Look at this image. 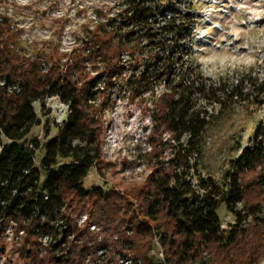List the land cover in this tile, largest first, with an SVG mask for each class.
<instances>
[{
  "label": "trees",
  "instance_id": "trees-1",
  "mask_svg": "<svg viewBox=\"0 0 264 264\" xmlns=\"http://www.w3.org/2000/svg\"><path fill=\"white\" fill-rule=\"evenodd\" d=\"M119 4L114 12L95 4L79 9L90 8L102 20L82 24L85 39L68 50H61L54 36L29 48L21 39L22 28L0 16V255L2 236L11 226L21 264H124L126 258L133 264H194L204 258L211 264L260 262V142L253 138V145L240 152L222 183L196 173V164L215 109L264 103V64L207 76L193 60L181 59L182 42L189 40L194 23L189 5L179 10L174 0ZM55 22L52 34L59 36L64 23ZM122 53L128 54L130 69L142 64L127 77L128 100L164 83L153 100L145 154L150 170L142 181L120 190L85 187L90 167L104 162V123L97 106L105 104L115 77L125 71ZM97 60L102 68L90 74L87 64ZM102 77V99L91 98ZM51 96H58L69 113L57 123L56 135L45 142L37 162L39 138L26 136L40 124L33 103ZM165 147L173 151L167 160ZM220 203L235 217L225 234L217 216ZM82 215L86 218L78 223ZM155 240L162 248L159 260L149 255Z\"/></svg>",
  "mask_w": 264,
  "mask_h": 264
},
{
  "label": "rangeland",
  "instance_id": "rangeland-1",
  "mask_svg": "<svg viewBox=\"0 0 264 264\" xmlns=\"http://www.w3.org/2000/svg\"><path fill=\"white\" fill-rule=\"evenodd\" d=\"M174 1L179 10H183L186 5L193 9L194 23L188 32L189 40L182 42L183 63L188 58L193 60L202 72L212 78L232 70L241 72L264 64V0ZM92 4L111 8L112 12L120 7L119 0H0V16L10 18L15 26L22 28L21 39L29 48L40 45L52 36L55 40L59 38L60 48H69L73 34L81 37L83 32L80 26L93 19L90 8L83 11L79 9ZM57 19L64 23L59 36L52 34ZM141 65H134L131 70L137 72ZM130 73L125 70L121 76H116L113 83L115 87L111 89L108 100L104 105L99 103L97 106L104 123V162L99 167H90L83 179L85 187L96 184L103 188L116 186L120 190L124 186L137 184L149 173L145 154L150 149L149 132L152 130L155 107L153 100L160 87L157 86L152 93L140 95V92L135 100L130 101V87L126 83ZM102 94L98 98L102 99ZM33 106L40 124L31 128L26 139L39 138L40 146L34 154L38 162L43 155V145L56 135L57 123L65 120L69 109L58 96L35 101ZM208 121L196 164V173L202 177H212L222 183L234 159L245 147L253 145V138L260 142L264 158V103L234 104L220 112L215 109ZM163 137L168 138V134ZM2 141L6 142V139ZM172 152L171 148L165 147L164 160L170 158ZM195 179L196 175H193V182ZM236 206L241 208L240 204ZM217 216L225 234L235 223V217L225 203H220ZM257 216L264 219V209ZM2 241L5 250L0 255V264H21L16 250L19 242L17 236L13 238L11 226L6 228ZM153 246L149 255L155 260L162 259L159 241L155 240ZM194 264L211 262L204 258ZM255 264H264V258Z\"/></svg>",
  "mask_w": 264,
  "mask_h": 264
},
{
  "label": "built area",
  "instance_id": "built-area-1",
  "mask_svg": "<svg viewBox=\"0 0 264 264\" xmlns=\"http://www.w3.org/2000/svg\"><path fill=\"white\" fill-rule=\"evenodd\" d=\"M92 16H93V19L94 20H96V21H101L102 19L101 18H99L98 16H96V14L94 13V14H92ZM83 36L84 35H82L81 37H79L78 38V36L76 35L75 37L73 36V38L71 39V45H70V47L69 48H60L61 50H68V49H70L73 45H77L79 42H80V40L83 38ZM83 39H85V38H83ZM121 59H122V63L124 64V66H125V70H131L130 69V67H129V57H128V54L127 53H122L121 54ZM102 68V62H100V61H96L95 63H94V65L93 64H91V63H88L87 64V67H86V69L90 72V74H96L97 72H98V70L99 69H101ZM157 86H159L160 87V90L157 92V95L162 91V89H163V86H164V83H163V81L162 80H160V81H158L157 83H155V84H153V86L152 87H150L148 90H145V91H142L141 93H140V95H142V94H144L145 92L146 93H152V92H155V88L157 87ZM101 88H103V77L101 78V79H99V81L96 83V85L93 87V89H94V93H92V97L91 98H95V99H97L98 98V95H99V90L101 89ZM139 95V96H140ZM156 96V95H155ZM154 96V97H155ZM67 113H69V111L67 112ZM85 218H86V216L85 215H82L79 219H78V223H81V222H83L84 220H85ZM91 228H94V225H91ZM43 240H42V243H46L47 242V238L46 237H43L42 238ZM124 264H133V262L129 259V258H126L125 259V261H124Z\"/></svg>",
  "mask_w": 264,
  "mask_h": 264
},
{
  "label": "clouds",
  "instance_id": "clouds-1",
  "mask_svg": "<svg viewBox=\"0 0 264 264\" xmlns=\"http://www.w3.org/2000/svg\"><path fill=\"white\" fill-rule=\"evenodd\" d=\"M24 2H26V0H24Z\"/></svg>",
  "mask_w": 264,
  "mask_h": 264
}]
</instances>
